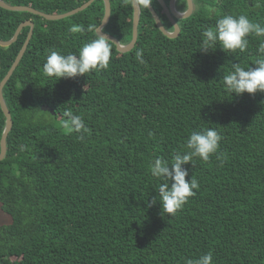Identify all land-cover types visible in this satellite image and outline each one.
Returning a JSON list of instances; mask_svg holds the SVG:
<instances>
[{"label":"trees","instance_id":"obj_1","mask_svg":"<svg viewBox=\"0 0 264 264\" xmlns=\"http://www.w3.org/2000/svg\"><path fill=\"white\" fill-rule=\"evenodd\" d=\"M3 1L58 15L90 0ZM109 1L103 31L127 45L133 5ZM193 1V14L178 20L177 37L164 35L141 8L131 51L121 53L114 44L107 69L59 81L43 72L49 50L76 54L94 39L87 28L101 25L104 1L57 21L0 7L2 41L22 23H34L3 90L13 128L0 161V208L9 219L0 224V264H186L208 252L213 264H264V94L237 97L223 84L234 64L256 65L264 37H247L244 51L225 53L219 45L200 51L202 32L223 15H246L264 26V3ZM178 4L180 12L188 9L186 0ZM152 7L172 32L157 0ZM73 25L85 31L74 33ZM29 32L24 28L15 43L0 47V83ZM141 49L143 64L135 57ZM66 108L84 119L89 132L82 140L61 127ZM5 124L0 106V142ZM207 128L222 139L209 161L194 158L184 166L186 179L193 175L199 183L196 194L175 215L164 213L159 201L148 207L159 200L163 182L151 175L152 162L171 161L185 151L192 131Z\"/></svg>","mask_w":264,"mask_h":264},{"label":"clouds","instance_id":"obj_2","mask_svg":"<svg viewBox=\"0 0 264 264\" xmlns=\"http://www.w3.org/2000/svg\"><path fill=\"white\" fill-rule=\"evenodd\" d=\"M129 2L133 6L149 9L153 0H129ZM261 3H264V0H258L256 6L260 7ZM209 11L212 13L216 10L210 8ZM182 14L183 12L180 13ZM71 31L83 33L85 29L83 26L73 25ZM87 31L95 33V38L83 44L78 53L64 55L58 51L49 50L43 64V72L46 76L55 77L59 81L85 77V74L93 70L108 68L115 42L98 35V28L94 24L89 25ZM252 34L256 37H264V26L252 22L246 15H223L216 20L213 27L202 32L200 51L204 54L214 52L217 45L225 53L244 51L249 43L247 37ZM258 52L261 58L256 61L255 66L246 69L234 64L233 70L223 77L224 87L232 95L239 97L244 94L250 96L257 93L264 94V43L259 45ZM135 57L141 64L144 63L142 49L135 52ZM62 117L61 127L68 133L81 134L78 138L82 140L83 134L89 132L82 116L74 114L71 109L66 108ZM221 139V135L215 128L192 131L184 146L185 151L174 153L171 161L157 157L150 166L151 175L163 182L158 188L159 200L155 197L148 202L147 206H155L159 201L161 210L169 216L181 210L189 198L196 194L194 190L199 188V183L193 175L190 180L186 179L189 171L184 166L192 164L194 158L204 162L209 161L210 157L218 152ZM23 150L24 147L21 146V151ZM186 264H213V255L208 252L198 259L188 260Z\"/></svg>","mask_w":264,"mask_h":264},{"label":"water","instance_id":"obj_3","mask_svg":"<svg viewBox=\"0 0 264 264\" xmlns=\"http://www.w3.org/2000/svg\"><path fill=\"white\" fill-rule=\"evenodd\" d=\"M95 0H90L89 2L85 3L84 5H82L81 7L68 12V13H64V14H46L43 12H40L36 9L30 8V7H25V6H12L8 3H6L3 0H0V7L8 10V11H13V12H29L32 13L34 15H38L40 17H43L49 21H57V20H61L63 18H66L68 16L74 15L76 13H79L81 11H84L85 9H87ZM105 3V16L102 20L101 25L98 27V35L100 36H104L106 38H108L109 40L115 42V45L117 47V50L121 53H126L131 51L136 42H137V38H138V27H139V23H140V17H141V8L138 6H133L134 9V16H133V39L132 41L127 44V45H122L116 38L110 36L109 34L105 33L103 30L106 27V25L108 24L110 17H111V3L109 0H103ZM158 3L160 4V6L162 7V9L164 10V13L166 14L169 22L172 24L173 26V31L170 32L166 29V27L163 25L158 13L154 10V8L152 7V5L149 7L150 13L152 14L153 18L156 21V24L158 26V28L163 32L164 35H166L169 38H175L180 34V26L177 22L176 19H185L190 17L193 12H194V2L193 0H187L188 1V9L182 14L180 15L181 12L176 10V2L177 0H170L169 4H166V2L164 0H157ZM26 27H30V32L28 35V38L23 46V48L21 49L19 55L17 56L15 62L13 63V65L11 66L9 72L7 73V75L5 76V78L1 81L0 83V106L1 109L6 117V125H5V129L3 131L2 137H1V142H0V146H1V151H0V161H2L5 158L6 152H7V138H8V134L10 133V131L12 130L13 127V122H12V117H11V113L8 109V106L5 102L4 99V95H3V90L4 87L6 86L7 82L9 81V79L11 78V76L13 75L14 71L17 69L20 61L22 60L27 47L33 37V33H34V23L32 21H26L24 23H22L14 37L10 40V41H2L0 40V47H9L10 45H12L13 43H15L20 35V33L23 31L24 28ZM43 111H49L51 113H54L49 107H44L42 108Z\"/></svg>","mask_w":264,"mask_h":264},{"label":"rangeland","instance_id":"obj_4","mask_svg":"<svg viewBox=\"0 0 264 264\" xmlns=\"http://www.w3.org/2000/svg\"><path fill=\"white\" fill-rule=\"evenodd\" d=\"M9 222V219L2 213L0 208V224Z\"/></svg>","mask_w":264,"mask_h":264},{"label":"flooded vegetation","instance_id":"obj_5","mask_svg":"<svg viewBox=\"0 0 264 264\" xmlns=\"http://www.w3.org/2000/svg\"><path fill=\"white\" fill-rule=\"evenodd\" d=\"M187 1V0H186ZM178 2H179V0H177V2H176V10H180L179 9V4H178ZM194 2V1H193ZM187 4H188V1H187ZM184 13V12H183ZM167 17V16H166ZM177 20V22H178V19H176ZM180 20V19H179Z\"/></svg>","mask_w":264,"mask_h":264}]
</instances>
